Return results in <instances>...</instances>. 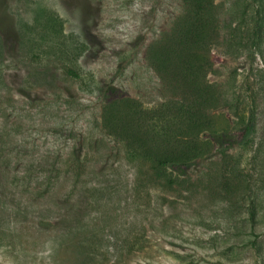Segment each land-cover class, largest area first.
I'll list each match as a JSON object with an SVG mask.
<instances>
[{
    "label": "rangeland",
    "instance_id": "374dc122",
    "mask_svg": "<svg viewBox=\"0 0 264 264\" xmlns=\"http://www.w3.org/2000/svg\"><path fill=\"white\" fill-rule=\"evenodd\" d=\"M214 2L222 141L157 176L182 0H0V264H264V0Z\"/></svg>",
    "mask_w": 264,
    "mask_h": 264
},
{
    "label": "trees",
    "instance_id": "16d2710c",
    "mask_svg": "<svg viewBox=\"0 0 264 264\" xmlns=\"http://www.w3.org/2000/svg\"><path fill=\"white\" fill-rule=\"evenodd\" d=\"M182 5L186 17L175 22L174 42L164 49L163 55L157 56V61L161 70L167 71L170 66L179 72L185 96L164 102L163 110L156 111L161 124H152L146 139L150 143L139 153L151 161L157 176L203 157L208 151L202 145L205 138L222 141L209 114L220 106L221 94L215 84L204 80L212 66L209 53L218 33L216 4L214 0H182ZM120 102L127 109V100ZM126 115L125 112L122 118L125 124L129 122ZM137 140L138 147L145 144L143 138Z\"/></svg>",
    "mask_w": 264,
    "mask_h": 264
}]
</instances>
